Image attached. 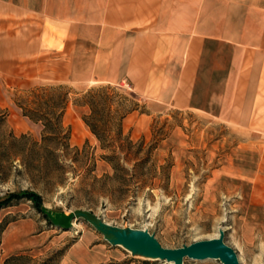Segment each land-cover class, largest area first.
<instances>
[{"label":"rangeland","instance_id":"obj_1","mask_svg":"<svg viewBox=\"0 0 264 264\" xmlns=\"http://www.w3.org/2000/svg\"><path fill=\"white\" fill-rule=\"evenodd\" d=\"M99 86L109 96L103 145L81 117L89 107L73 102ZM37 87L60 101L56 138H44L42 122L23 115L17 104L36 106L30 90ZM0 110V264L16 254L6 264H89L99 247L130 253L109 243L78 211L147 228L168 247L214 237L223 228L238 264H264V137L244 135L204 111L146 105L127 85L11 88L0 78ZM29 191L38 192L40 202ZM70 212L69 227L54 223ZM129 255L131 264H168ZM184 264L223 263L186 258Z\"/></svg>","mask_w":264,"mask_h":264},{"label":"crops","instance_id":"obj_2","mask_svg":"<svg viewBox=\"0 0 264 264\" xmlns=\"http://www.w3.org/2000/svg\"><path fill=\"white\" fill-rule=\"evenodd\" d=\"M0 78L127 85L264 137V0H0ZM95 250L89 264L132 263Z\"/></svg>","mask_w":264,"mask_h":264},{"label":"water","instance_id":"obj_3","mask_svg":"<svg viewBox=\"0 0 264 264\" xmlns=\"http://www.w3.org/2000/svg\"><path fill=\"white\" fill-rule=\"evenodd\" d=\"M78 214L84 216L109 243L123 247L132 255L161 259L172 264H184L186 258H217L223 264H238L236 252L224 241L223 228H219L218 235L214 237L168 247L164 246L147 228L118 226L87 211H78ZM62 216L66 219L65 222L54 221V223L69 227L72 224L70 218L74 217V213L70 212Z\"/></svg>","mask_w":264,"mask_h":264},{"label":"trees","instance_id":"obj_4","mask_svg":"<svg viewBox=\"0 0 264 264\" xmlns=\"http://www.w3.org/2000/svg\"><path fill=\"white\" fill-rule=\"evenodd\" d=\"M30 92L34 96L32 102L36 104L34 107H27L23 102L18 101V105L22 109V114L30 118L32 121L42 122L44 129L48 132L45 137L56 138L62 132L61 126V118L60 113H57L56 108L59 106V100H56L53 94L47 90V87H40L31 89ZM85 96L88 99H85L83 102H79L74 99L73 102L79 105H87L90 109L88 113H83L81 115L85 124L89 127L90 131L97 137L100 143L105 144L108 135H109V122L110 119L108 116L103 115L104 111L108 110V93L106 86H99L96 88H90L85 93ZM39 99L43 100L42 103H37L36 101ZM64 100H68V97L65 95ZM52 100L51 102H48ZM102 113V114H101ZM121 116H124L121 115ZM5 112L0 110V123L4 121ZM121 123L117 125V134L121 132ZM63 137H67V133L63 134ZM115 150H113L112 154L107 155L108 158L115 157ZM30 198H34L37 202H40L41 196L38 192L29 191ZM18 195V194H15ZM10 199H4L1 201V204L7 205ZM20 255H11L6 258V262L10 259H15ZM5 262V264H6Z\"/></svg>","mask_w":264,"mask_h":264},{"label":"bare ground","instance_id":"obj_5","mask_svg":"<svg viewBox=\"0 0 264 264\" xmlns=\"http://www.w3.org/2000/svg\"><path fill=\"white\" fill-rule=\"evenodd\" d=\"M168 263L172 264V262H168Z\"/></svg>","mask_w":264,"mask_h":264}]
</instances>
